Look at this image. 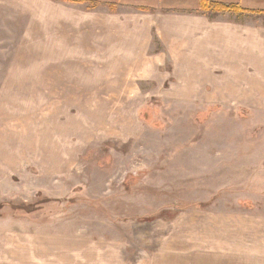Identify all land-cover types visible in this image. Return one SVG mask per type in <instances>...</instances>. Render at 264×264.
I'll return each mask as SVG.
<instances>
[{"label": "rangeland", "instance_id": "rangeland-1", "mask_svg": "<svg viewBox=\"0 0 264 264\" xmlns=\"http://www.w3.org/2000/svg\"><path fill=\"white\" fill-rule=\"evenodd\" d=\"M1 34L0 264H264V71Z\"/></svg>", "mask_w": 264, "mask_h": 264}, {"label": "crops", "instance_id": "crops-1", "mask_svg": "<svg viewBox=\"0 0 264 264\" xmlns=\"http://www.w3.org/2000/svg\"><path fill=\"white\" fill-rule=\"evenodd\" d=\"M0 16L1 36L38 39L36 53L95 37L127 64L141 54L174 70L264 71V0H0Z\"/></svg>", "mask_w": 264, "mask_h": 264}, {"label": "trees", "instance_id": "trees-1", "mask_svg": "<svg viewBox=\"0 0 264 264\" xmlns=\"http://www.w3.org/2000/svg\"><path fill=\"white\" fill-rule=\"evenodd\" d=\"M65 1H70V2H82L83 0H65ZM92 6L96 5L95 3H91ZM203 8L205 9L206 6L203 5ZM222 9H228V10H233V7H227V6H223Z\"/></svg>", "mask_w": 264, "mask_h": 264}]
</instances>
